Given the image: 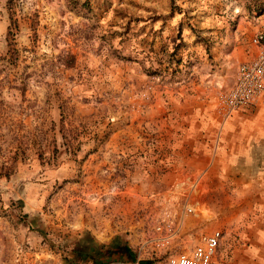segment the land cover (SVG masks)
I'll return each instance as SVG.
<instances>
[{"label": "rangeland", "instance_id": "obj_1", "mask_svg": "<svg viewBox=\"0 0 264 264\" xmlns=\"http://www.w3.org/2000/svg\"><path fill=\"white\" fill-rule=\"evenodd\" d=\"M263 12L264 0H0V264H75L90 244L99 264L190 253L213 229L157 198L156 122L182 85L214 104L234 80L226 54L251 44ZM220 230L212 264L258 260ZM117 241L136 261L108 255Z\"/></svg>", "mask_w": 264, "mask_h": 264}, {"label": "crops", "instance_id": "obj_2", "mask_svg": "<svg viewBox=\"0 0 264 264\" xmlns=\"http://www.w3.org/2000/svg\"><path fill=\"white\" fill-rule=\"evenodd\" d=\"M257 49L250 44L226 54L232 79ZM173 91V113L156 122L157 198L188 203L197 228L237 229L247 250L258 254L253 264H264V113L222 119L213 103L196 99L198 89L195 99L183 85Z\"/></svg>", "mask_w": 264, "mask_h": 264}, {"label": "built area", "instance_id": "obj_3", "mask_svg": "<svg viewBox=\"0 0 264 264\" xmlns=\"http://www.w3.org/2000/svg\"><path fill=\"white\" fill-rule=\"evenodd\" d=\"M249 41L258 48L257 53L238 65L232 84L220 92L214 101L216 113L222 119L243 108L264 107V12L261 27L251 35ZM185 211L191 213L193 208L186 206ZM221 238L222 231L215 228L201 235L190 253L170 254L166 263L212 264Z\"/></svg>", "mask_w": 264, "mask_h": 264}, {"label": "trees", "instance_id": "obj_4", "mask_svg": "<svg viewBox=\"0 0 264 264\" xmlns=\"http://www.w3.org/2000/svg\"><path fill=\"white\" fill-rule=\"evenodd\" d=\"M114 244L115 245L112 248L113 250L108 251L109 256L111 254L118 253L120 255L127 257L130 261H136L135 252L126 243H121L117 241ZM75 250H81V253L79 255V260L75 264H81L80 262L84 257L90 258V261L92 262L91 264H99L93 261L94 252L97 250L94 244H90L89 246L87 245V247L85 248H81L80 246H78ZM148 263H150L149 260H139L138 261V264H148Z\"/></svg>", "mask_w": 264, "mask_h": 264}]
</instances>
